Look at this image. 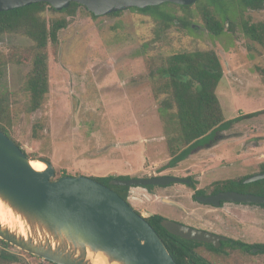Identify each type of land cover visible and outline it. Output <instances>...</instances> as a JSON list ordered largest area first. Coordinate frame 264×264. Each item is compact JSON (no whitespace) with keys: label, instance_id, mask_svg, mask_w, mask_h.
<instances>
[{"label":"rangeland","instance_id":"1","mask_svg":"<svg viewBox=\"0 0 264 264\" xmlns=\"http://www.w3.org/2000/svg\"><path fill=\"white\" fill-rule=\"evenodd\" d=\"M165 7L176 18L186 17L192 28L176 19L171 28L158 35L162 25L159 19L131 9L118 16L97 18L83 7L73 15L50 9L41 13L47 23L65 18L68 26L59 31L57 43L47 46L49 91L36 111L29 110V93L25 89L34 43L23 32L6 33L0 38V99L8 116L7 128L32 160H50L55 167L54 178L63 174L191 176L196 187L209 193L217 181L238 182L262 172L264 161L253 155L238 157L237 148L228 151L226 166H215L217 161L212 157L198 166L205 159L203 154L196 156L198 144L186 159L169 166V134L166 119L158 110L165 95L155 97L161 79L154 75L168 55L215 51L224 71L216 93L227 120L258 112L227 124L228 129L220 133L242 131L247 140L264 139V44L243 31L246 22H264V3L197 0L188 12L174 5ZM206 9L224 23L221 35H213L206 28ZM175 129L170 126L171 135ZM190 182L156 185V195L133 186L129 198L146 216L153 210L171 207L174 201V209L185 222L186 217L189 222L218 228L227 236L264 243V205H205L191 198L195 189L188 185ZM3 248L23 258L10 264H53L0 242V253ZM198 252L214 264H264V254L251 255L237 249L214 251L201 246Z\"/></svg>","mask_w":264,"mask_h":264},{"label":"water","instance_id":"2","mask_svg":"<svg viewBox=\"0 0 264 264\" xmlns=\"http://www.w3.org/2000/svg\"><path fill=\"white\" fill-rule=\"evenodd\" d=\"M197 0H0V11L48 2L56 10L72 2L85 6L97 16L146 8L172 2L192 5ZM32 159L0 129V203L25 233L0 220V238L55 264H93L92 254H102L108 263L177 264L162 238L133 206L110 186L94 177L61 175L55 177L51 162L38 170ZM264 179V171L249 176L244 183ZM190 180L175 176L112 178L111 185H168ZM202 203L219 206L221 201L264 204V195L235 190L197 196ZM170 233L188 240L212 243L226 239L213 232L163 219Z\"/></svg>","mask_w":264,"mask_h":264},{"label":"trees","instance_id":"3","mask_svg":"<svg viewBox=\"0 0 264 264\" xmlns=\"http://www.w3.org/2000/svg\"><path fill=\"white\" fill-rule=\"evenodd\" d=\"M242 1L245 4L253 5L264 3V0ZM167 5L177 6L185 12H188L191 7V5L165 2L161 5L148 6L146 8L133 7L131 10L149 13L156 19H159L162 25L158 29V35L165 33L171 28L175 24L176 19L180 20L185 27L192 28L191 25L189 26V20L186 17L176 18L171 11L166 10L165 6ZM80 7L87 10L85 6L72 2L69 7L60 11L73 15ZM46 9L59 11L48 2H37L7 11H0V38L6 33L23 32L34 43L32 47L31 69L25 81V89L29 93L30 111H36L41 108L49 91L47 46L50 42L57 43L59 31L68 26V21L65 18H56L50 21V23H47L45 19L41 18V13ZM89 12L93 17H98L91 11ZM121 13L122 11H118L108 15L118 16ZM203 16L205 26L211 34L219 36L224 32L226 28L224 23L210 9L203 10ZM243 31L253 40L264 44V22L253 24L246 22L243 25ZM1 65L2 59L0 58V76L2 75ZM223 73L221 61L217 53L213 50L174 53L168 55L164 63L157 68V74L154 77L157 76L161 79V82L155 89V97L158 98L160 95H165L160 101L158 110L163 119H166L165 126L169 134L168 142L171 151V158L168 162L169 166H175L186 159L198 141L207 138L216 130L228 129L227 124H231L233 121L236 122L241 117H249L258 113L256 111L226 120L222 103L216 93ZM2 108L3 105L0 99V129L11 138L7 128L8 116ZM171 125L176 128L174 135H171L168 130ZM16 143L20 146L18 142ZM23 151L26 153L24 149ZM41 160L50 162L46 158H42ZM261 171H264V164ZM115 177L122 179L130 178L128 175L94 176L95 179L110 186L122 198L127 200L130 187L111 185L110 180ZM188 178L191 180L188 185L195 189L196 186L193 177L189 176ZM244 179H239L238 182L232 179L217 181L214 183L212 191L238 190L245 193L255 192L264 195V179L250 183H244ZM150 187L152 186L150 185ZM203 193L202 190H197V194ZM146 219L160 235L177 264H208L196 251L198 246L203 244L207 245L206 243L197 240H188L170 233L161 225L160 221L162 218L159 215L155 214ZM0 242L6 246L12 245L1 238ZM226 244L233 248H241L244 250H250L251 247L258 246L260 247L259 250L264 251V244L248 245L240 241L229 240L227 242L224 241L222 246ZM212 248L215 249L214 247ZM22 260L23 258L19 254L10 252L4 248L0 253V264L19 263Z\"/></svg>","mask_w":264,"mask_h":264},{"label":"flooded vegetation","instance_id":"4","mask_svg":"<svg viewBox=\"0 0 264 264\" xmlns=\"http://www.w3.org/2000/svg\"><path fill=\"white\" fill-rule=\"evenodd\" d=\"M181 24L183 25V23H181ZM225 130H227V129H218V130H216L214 133L210 134V136H208L207 138H204L203 140L201 139L200 141L197 142L198 147H199L200 149H201V147H202V148H204V147H211L212 145H214V143H215L216 141H219V140H225V139L228 138L229 136H230V138H232L233 136H235V134H234V135H231V134H229V135H223V134L220 133L221 131H225ZM212 135H214L215 137L213 138ZM210 137H211V138H210ZM198 152H199V151H198ZM213 152H214V151H210V154H212ZM196 153H197V152H196ZM212 158H213V157H212ZM185 179H186V178H185ZM172 183H175V182H172ZM180 183H183V182H180ZM170 184H171V183H170ZM170 184H168V185H158V186H160V187H161V186H162V187H167V186H169ZM151 186H152V187H150V185H147V186H140V187L145 188L147 191H149L150 194L153 193V194L156 195V193H155V191H154V189H153V187H155L156 185H151ZM129 190H130V189H129ZM197 190H201V189L198 188V187H196L195 190H194V192H193L192 195H191V198H192L193 200H195V201H198L199 203H202V202H200V201L198 200L197 196H201V195H203V196H209V195L216 194V193L219 192V191H218V192H213V191H212L213 189H212L211 192H209V193L197 194ZM222 191H223V190H222ZM235 191H238V190H235ZM239 192H242V191H239ZM243 193H245V192H243ZM247 193L257 194V193H255V192H247ZM127 200H128V202L133 206V208H134L139 214H141L142 216H144L145 218H147V217H151L152 215H155V214H156V215L161 216L162 220H163V219H171V220H175V221H178V222L184 223V224H186V225H189V226H192V227H196V228H199V229H203V230H207V231L213 232V233H215V234L221 235V236H223V237H226V239L220 241V244H219V246H217V247H216L214 244H212V243H207V242H204V241H200V242L206 243L207 245L203 244V245L198 246V247L196 248V251H197L198 254H199L198 249H199L201 246H206V247H208V248H210V249H212V250H214V251H220V250H223V249H225V248H230V249H233V250H235V249H237V250H241V251H244V253L247 252V253H250L251 255L264 254V251L259 250L260 247H258V246L251 247L250 250H244V249H241V248H233V247H231V246L228 245V244H226L225 246H222V243H223L224 241L227 242V241H229V240L240 241V242H243V243L248 244V245L264 244V243H260V242L248 243V242H245V241H243V240L236 239V238H234V237H232V236H227L226 234L221 233V231H219L218 228H215V227H213V226L202 225V224H199V223L195 224V223L189 222V221H187V218H186V217H185V219H186V222H185V220H184V221L181 220L180 216L178 215L179 211H178L177 209H174V208H175V203H174V201L172 202L171 207H167V208H164V209H162V210H153V211H151V212H148V215L146 216V215H144V213H143L140 209L136 208V206L134 205V203H132V201H131L130 198H129V192H128V198H127ZM226 203L246 204V203H238V202H230V201H221V204H220L219 206H215V205H213V204H207V203H202V204L210 205V206H213V207L217 208V207H222V206H223L224 204H226ZM186 211H187L188 214L190 213L188 210H186ZM187 213L185 214V216L187 215ZM179 214H180V213H179ZM162 220H161L160 222H162ZM208 223H211V222H208ZM222 229H223V227H222ZM197 241H199V240H197ZM212 247H214L215 249H213ZM199 255H200L202 258H204V260H206V261L208 262V264H214L212 261H209L208 259H206L205 257H203L201 254H199Z\"/></svg>","mask_w":264,"mask_h":264},{"label":"crops","instance_id":"5","mask_svg":"<svg viewBox=\"0 0 264 264\" xmlns=\"http://www.w3.org/2000/svg\"><path fill=\"white\" fill-rule=\"evenodd\" d=\"M234 134L235 136H233L232 138H230L229 136L225 140L216 141L214 145H212L211 147H204V148L201 147L199 152L196 153V156L203 154V157L205 159L199 161L198 166L203 163L205 164V161L210 162L211 160H207L209 157H213V159L217 161L215 166H226L225 162L226 160H228V156H227L228 151H230L231 149H236V148L238 149V153H237L238 157L253 155L256 157L257 160L264 161V139L247 140L245 139L246 134L242 131L234 132ZM234 134H231V135H234ZM238 140L241 141L240 145H237ZM217 150H219V152ZM210 151H214V152L210 154ZM231 157L232 156H230V158ZM192 166L189 168H193ZM194 166H197V165H194Z\"/></svg>","mask_w":264,"mask_h":264},{"label":"bare ground","instance_id":"6","mask_svg":"<svg viewBox=\"0 0 264 264\" xmlns=\"http://www.w3.org/2000/svg\"><path fill=\"white\" fill-rule=\"evenodd\" d=\"M31 164L33 165L34 168L38 170H43L46 168L45 163H43L41 160H36V161L32 160ZM0 220L3 223H7L11 228L17 226L18 228H20L21 232L25 233L22 223H17L16 220L13 217H11L8 210L4 208L1 203H0ZM91 259L93 264H117V263H108L106 258L99 253L95 255L92 254Z\"/></svg>","mask_w":264,"mask_h":264}]
</instances>
